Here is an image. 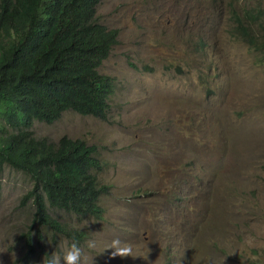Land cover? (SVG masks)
Segmentation results:
<instances>
[{
    "label": "rangeland",
    "instance_id": "1",
    "mask_svg": "<svg viewBox=\"0 0 264 264\" xmlns=\"http://www.w3.org/2000/svg\"><path fill=\"white\" fill-rule=\"evenodd\" d=\"M98 18L120 30L101 68L111 120L67 112L34 130L99 146L105 214L53 217L86 234V264H264V63L236 20L263 22L264 0H105ZM0 174V264L62 257L72 243L34 221L31 177ZM28 235L43 237L31 258ZM117 238L135 258L111 257Z\"/></svg>",
    "mask_w": 264,
    "mask_h": 264
},
{
    "label": "trees",
    "instance_id": "2",
    "mask_svg": "<svg viewBox=\"0 0 264 264\" xmlns=\"http://www.w3.org/2000/svg\"><path fill=\"white\" fill-rule=\"evenodd\" d=\"M103 1L0 0L1 165L31 177L26 200L33 201L36 224L79 246L86 234L52 212L103 219L100 201L110 187L99 182L106 167L100 148L68 136L40 137L34 126L55 123L67 112L111 120L117 83L101 68L120 42V30L100 22ZM236 20L238 35L264 63V21L248 26ZM26 237L25 257L31 258L43 250V237Z\"/></svg>",
    "mask_w": 264,
    "mask_h": 264
},
{
    "label": "clouds",
    "instance_id": "3",
    "mask_svg": "<svg viewBox=\"0 0 264 264\" xmlns=\"http://www.w3.org/2000/svg\"><path fill=\"white\" fill-rule=\"evenodd\" d=\"M98 244L96 240H88L86 242V247L88 250H95ZM107 249H111V257H134V249L132 245L127 242H123L121 240L113 239ZM94 258V257H93ZM92 258V262H93ZM46 264H86L84 259V252L82 248L75 242L71 244L68 250L64 253V255L58 256L54 252L49 255V259L46 261Z\"/></svg>",
    "mask_w": 264,
    "mask_h": 264
}]
</instances>
